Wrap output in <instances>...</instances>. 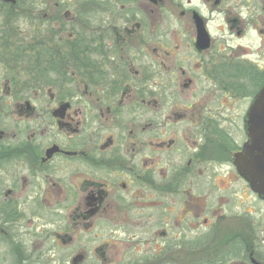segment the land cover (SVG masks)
Returning <instances> with one entry per match:
<instances>
[{
    "label": "flooded vegetation",
    "instance_id": "af4514ba",
    "mask_svg": "<svg viewBox=\"0 0 264 264\" xmlns=\"http://www.w3.org/2000/svg\"><path fill=\"white\" fill-rule=\"evenodd\" d=\"M263 81L252 0H0V264H264Z\"/></svg>",
    "mask_w": 264,
    "mask_h": 264
},
{
    "label": "water",
    "instance_id": "95a60500",
    "mask_svg": "<svg viewBox=\"0 0 264 264\" xmlns=\"http://www.w3.org/2000/svg\"><path fill=\"white\" fill-rule=\"evenodd\" d=\"M247 141L236 155L239 173L260 198H264V81L244 116Z\"/></svg>",
    "mask_w": 264,
    "mask_h": 264
},
{
    "label": "rangeland",
    "instance_id": "374dc122",
    "mask_svg": "<svg viewBox=\"0 0 264 264\" xmlns=\"http://www.w3.org/2000/svg\"><path fill=\"white\" fill-rule=\"evenodd\" d=\"M252 3H253V5H256V6L258 7L259 10H260V7H261L262 5H264V3L261 2V0H252Z\"/></svg>",
    "mask_w": 264,
    "mask_h": 264
}]
</instances>
